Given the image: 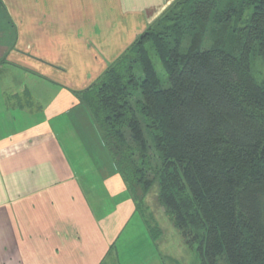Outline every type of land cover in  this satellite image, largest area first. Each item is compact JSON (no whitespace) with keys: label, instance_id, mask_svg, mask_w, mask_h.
<instances>
[{"label":"trees","instance_id":"trees-1","mask_svg":"<svg viewBox=\"0 0 264 264\" xmlns=\"http://www.w3.org/2000/svg\"><path fill=\"white\" fill-rule=\"evenodd\" d=\"M253 55L264 64V0H173L76 93L136 211L146 214L156 186L197 264H264V82Z\"/></svg>","mask_w":264,"mask_h":264},{"label":"crops","instance_id":"crops-1","mask_svg":"<svg viewBox=\"0 0 264 264\" xmlns=\"http://www.w3.org/2000/svg\"><path fill=\"white\" fill-rule=\"evenodd\" d=\"M172 1L0 0V264H165L76 93Z\"/></svg>","mask_w":264,"mask_h":264},{"label":"rangeland","instance_id":"rangeland-1","mask_svg":"<svg viewBox=\"0 0 264 264\" xmlns=\"http://www.w3.org/2000/svg\"><path fill=\"white\" fill-rule=\"evenodd\" d=\"M153 62L162 85H167L166 77L161 69L159 61L153 58ZM250 67L253 76L258 81L264 82V64L262 59L257 55H253L250 61ZM139 69V67H136L135 72L138 76H142ZM154 193H157L156 186H154L151 192L145 197V204L149 207L148 211L143 217L137 214L134 221H138L142 225L148 224L152 226L156 224L160 228L157 244L162 253L167 254L166 257H164L165 264H197L198 255L195 248L184 242L179 230L173 226L163 207L157 203ZM149 212H152V217L148 215Z\"/></svg>","mask_w":264,"mask_h":264}]
</instances>
